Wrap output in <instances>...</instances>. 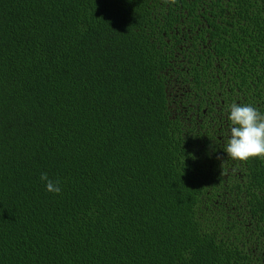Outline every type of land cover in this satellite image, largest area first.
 <instances>
[{"label":"trees","instance_id":"16d2710c","mask_svg":"<svg viewBox=\"0 0 264 264\" xmlns=\"http://www.w3.org/2000/svg\"><path fill=\"white\" fill-rule=\"evenodd\" d=\"M232 103L264 112V0H0V264H264Z\"/></svg>","mask_w":264,"mask_h":264},{"label":"clouds","instance_id":"9594fccd","mask_svg":"<svg viewBox=\"0 0 264 264\" xmlns=\"http://www.w3.org/2000/svg\"><path fill=\"white\" fill-rule=\"evenodd\" d=\"M229 133L224 154L237 161L264 158V112L251 104L232 103L227 108ZM40 180L46 191L59 194L60 182L41 173Z\"/></svg>","mask_w":264,"mask_h":264}]
</instances>
